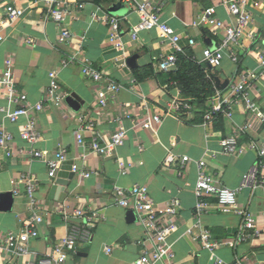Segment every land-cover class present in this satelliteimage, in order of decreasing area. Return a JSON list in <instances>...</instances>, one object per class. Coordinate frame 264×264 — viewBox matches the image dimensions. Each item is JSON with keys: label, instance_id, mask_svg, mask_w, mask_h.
I'll return each mask as SVG.
<instances>
[{"label": "crops", "instance_id": "1", "mask_svg": "<svg viewBox=\"0 0 264 264\" xmlns=\"http://www.w3.org/2000/svg\"><path fill=\"white\" fill-rule=\"evenodd\" d=\"M144 2L158 8L162 20L182 35L183 53L179 55L186 57L190 53L191 63L204 67L207 80L215 88L212 97L199 101L191 85L182 86L174 80L178 66L169 72L156 71L155 59L173 53L158 29L144 31L138 41L132 40L130 33L141 19L138 4ZM6 4L23 9L24 15L10 22ZM116 6L123 9L121 15L112 12ZM211 7L216 8L217 18L225 25L235 24L223 0H62L60 10L66 14L62 26L50 16L46 0H5L0 6V73L11 70L18 92L27 95L29 105L27 113L12 123L9 114L20 106L9 100L5 89L0 90V125L14 136L7 150L0 148V195H14L12 210L0 212V244L9 233H19L35 214L43 219L38 225L39 237L28 245L29 255L0 251V264H26L43 258L68 233L71 224L78 223L72 214L79 209L98 212L103 220L95 228L90 245L79 246L66 264H136L151 244L143 226L137 220L130 222L129 211L115 204L114 193L116 186L130 190L136 185L147 186L158 204L180 200L179 229L169 239L177 264H264V186L250 185L239 195L240 207L248 208L262 230L261 237L243 241V219L236 212H223L213 197L203 198L205 208L199 211L197 166L182 164L184 156L206 160L209 172L220 185L230 189L238 188L244 176L264 164V77L259 75L264 56V0H248L246 5L253 18L248 32L255 39L243 38L239 62L227 57L218 69L202 61V51L215 49L222 37L198 24L203 12ZM109 16L121 22L127 54L118 52L109 40V27L103 23ZM67 29L72 39L62 42ZM190 38L196 41L195 48L189 46ZM72 55H78L79 62L62 68V61ZM133 56H137L136 68L128 63ZM84 60L121 86L104 108L98 101V92L104 85L83 76ZM54 71L59 73L62 93L79 98L80 111L75 112L65 100L59 103L49 98L50 74ZM249 71L256 78L250 80L247 96L258 110L249 109L245 99H234L230 115L215 112L218 93L229 98L239 75ZM215 78L228 81V87L220 91ZM176 99L192 110L167 115ZM40 103L44 108L38 112L36 105ZM154 115L162 117L157 129L137 126L145 117ZM119 118L123 119L127 140L111 157L96 154L93 144H108ZM34 119L39 139L30 144L20 135ZM250 121L253 127L241 130ZM236 133L245 150L240 158L225 154L220 145ZM61 149L66 150L67 162L74 163L76 173L64 189L63 199L59 193H51L54 181L48 166L32 155L34 151L54 153ZM170 154L176 159L167 167L165 161ZM29 178L34 179L37 208H33L28 195ZM197 220L221 244L215 252H208L186 234Z\"/></svg>", "mask_w": 264, "mask_h": 264}, {"label": "built area", "instance_id": "2", "mask_svg": "<svg viewBox=\"0 0 264 264\" xmlns=\"http://www.w3.org/2000/svg\"><path fill=\"white\" fill-rule=\"evenodd\" d=\"M131 3L135 0H126ZM248 0H223V5L227 8L236 22L232 25H225L216 16V8L211 7L206 9L199 18V25H204L212 28L215 36L220 38V41L215 49L205 48L202 51V61L211 69H218L222 66L224 60L228 57L234 63L239 62V51L241 41L248 36L250 39L255 37L250 34L249 27L253 23V18L247 10ZM5 4V0H0V6ZM46 5L49 7L50 16L53 20L62 26L66 22V17L61 10L62 0H46ZM6 6V15L10 22H15L24 15V10L15 6ZM140 12V22L135 25L131 31V38L133 41H138L139 35L144 31L158 29L163 38L173 48V53L164 58L155 59V69L158 72H169L176 68L178 63V55L183 53L181 47L182 35L179 34L167 22H164L160 15V10L154 7L150 2L138 4ZM109 27V40L118 52H124V32L122 30L121 22L116 17H106L103 21ZM223 32V33H222ZM222 34V35H221ZM71 34L68 29L63 32L62 42L71 40ZM196 41L189 39V46L195 48ZM122 57V55H121ZM79 62L78 55H72L62 61L61 67L67 68L74 63ZM83 76L92 79L96 82L102 83L104 86L98 92L99 105L104 108L107 106L109 100L114 99L120 91L121 86L111 80L108 76L92 67L87 60H84ZM261 69L260 76L264 77V56H261ZM59 73L54 71L50 74L51 85L48 92L49 98L54 99L56 102L65 100L64 95L58 83ZM256 74L253 72H243L239 75L237 80L230 88V97L223 98L218 93V103L213 106L215 112H221L230 115L233 109L234 99L236 102L245 99L248 102V108L252 111H257L254 103L250 102L247 96V88L250 80L255 79ZM5 89L9 100L20 107L14 112L9 114L10 121L16 123L21 115L28 111V97L26 94L19 93L13 74L11 70L0 73V90ZM43 104H37L36 109L38 112L43 111ZM192 107L185 104L181 100H174L167 115L175 113L177 115L183 114L184 111H190ZM211 117V116H209ZM118 125L111 140L108 144L102 145L99 142L93 144V151L103 157H111L114 155L117 148L122 146L127 140V130L124 127L123 119L119 118ZM162 122L160 115L147 116L138 123L144 130H155ZM36 120L30 121L21 132V139L24 142L34 144L39 139V132L36 125ZM254 125L253 121L245 124L241 130H248ZM78 139L82 142V136L79 135ZM14 141L12 133L5 130L0 125V148L8 149ZM225 154L240 158L245 150L239 144V135L236 133L225 140L220 142ZM264 155V149H263ZM33 157L42 160L49 168V175L53 181L57 178L62 167L67 162L66 150L61 149L59 152H41L34 151ZM176 157L170 154L166 161L165 166L169 167ZM195 163L198 169V178L196 183V195L200 199L198 204L199 211L204 210L205 205L202 202L203 198L213 197L217 200V206L223 212H236L243 219V227L241 231L242 240L248 238L261 237L262 230L257 227V218L248 210L242 208L239 204V195L241 192L250 185L260 183L264 186V164H260L252 172L244 176L242 183L236 189H230L226 186L220 185L218 180L209 172L208 163L206 160H193L188 156H184L182 164ZM88 176V175H86ZM28 183V195L31 199L33 208H37V202L34 198L35 186L34 179L29 178L26 180ZM115 204L128 211L135 213L137 221L143 226L147 240L151 244V248L143 251L137 260L136 264H177L175 252L172 245L169 243L170 237L179 229L178 219L181 213V202L179 199L174 198L167 204H158L153 200L147 186L136 185L130 190L123 187L116 186L114 189ZM67 216V215H66ZM72 216L78 220V223H72L68 229V233L55 245L54 249L46 254L43 258L37 261H28L26 264H66L71 254L78 252L79 246L89 245L94 237L95 228L102 222L103 217L98 212H90L84 209H79L73 212ZM43 219L36 214L27 221L19 233L11 232L3 243L0 244V251L13 254L15 256H27L30 251L28 245L31 241L39 237L38 225L42 223ZM248 231H252L250 235ZM194 242H200L205 250L208 252H215L221 244L212 239L210 233L202 228L199 220L193 227L186 230ZM221 264V262L219 263ZM234 264H241L235 262Z\"/></svg>", "mask_w": 264, "mask_h": 264}, {"label": "water", "instance_id": "3", "mask_svg": "<svg viewBox=\"0 0 264 264\" xmlns=\"http://www.w3.org/2000/svg\"><path fill=\"white\" fill-rule=\"evenodd\" d=\"M114 14L121 15L123 13V9L120 6H116L112 9ZM137 56H133L129 60V66L131 68L137 67ZM216 86L220 91H224L227 87L229 82L224 81L220 78H215ZM65 102L75 111L78 112L81 109V103L79 98L76 95H69L65 98ZM73 162H66L62 167L61 172H59L57 178L54 181V186L51 190L52 194H60L59 198L63 199L65 196L64 189L70 185L71 180L76 176V173L73 172ZM14 205V195L13 193H4L0 195V212H10ZM128 220L130 222H134L137 220L136 215L134 212L129 211L128 213Z\"/></svg>", "mask_w": 264, "mask_h": 264}, {"label": "trees", "instance_id": "4", "mask_svg": "<svg viewBox=\"0 0 264 264\" xmlns=\"http://www.w3.org/2000/svg\"><path fill=\"white\" fill-rule=\"evenodd\" d=\"M192 55L190 53L187 56H178V73L176 74L174 80H176L180 85L192 86L193 92H196V98L199 101H204L208 97H212L215 93V88L211 80H207L206 74L204 73V67H196L194 63L190 60ZM190 67V69L186 66ZM189 75V79H185V76ZM212 78L215 76L212 75Z\"/></svg>", "mask_w": 264, "mask_h": 264}, {"label": "rangeland", "instance_id": "5", "mask_svg": "<svg viewBox=\"0 0 264 264\" xmlns=\"http://www.w3.org/2000/svg\"><path fill=\"white\" fill-rule=\"evenodd\" d=\"M238 51L240 52V49L238 48ZM90 245V244H89Z\"/></svg>", "mask_w": 264, "mask_h": 264}]
</instances>
